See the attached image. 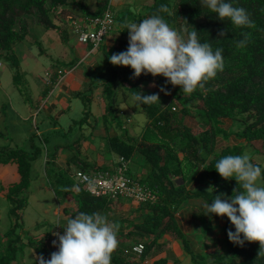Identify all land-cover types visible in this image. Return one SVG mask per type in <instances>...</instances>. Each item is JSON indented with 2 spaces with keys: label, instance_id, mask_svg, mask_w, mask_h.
Returning a JSON list of instances; mask_svg holds the SVG:
<instances>
[{
  "label": "trees",
  "instance_id": "obj_1",
  "mask_svg": "<svg viewBox=\"0 0 264 264\" xmlns=\"http://www.w3.org/2000/svg\"><path fill=\"white\" fill-rule=\"evenodd\" d=\"M135 3L136 0L123 2L120 13L115 10V6H119L115 0H96L95 9L82 4L80 0H0V57L19 68L20 58L16 47L28 39L30 34L28 16L34 19L32 22L36 25L59 29L52 16L56 14L65 19L72 14L70 7L73 5L83 9L81 16L100 15L110 5L116 23L118 22V34L113 38L114 44L104 49L100 45L104 55L99 61L98 72L94 71L88 85L73 95L82 100L85 117H88L93 110L96 90H101L105 112L100 116L105 131L115 130L114 134L106 137L110 144L107 157L110 158L104 165L87 157L82 158V155H78L73 161L77 166L76 171L95 174L108 170L114 172L115 168L121 165L119 159L123 156L129 161L131 175L158 194L157 200L140 202L136 207V212H140V219L134 220L131 215H125L129 228L125 230L119 225L116 230L119 244L112 253L111 264H181L182 259L172 250V255L166 250L165 255L159 254L150 262L144 263L154 248H160L170 242L173 233L177 235L176 238L184 251L191 256L193 264H264V251H260L258 241H245L240 245L228 239L227 230L232 228L234 231V226L227 217L213 214L210 219L205 215V230L189 234L182 229L176 215L193 198L210 202L219 193L231 196L233 190L239 187L235 179L225 180L216 172L214 167L219 158L241 154L248 151V147H251V158L264 156V0H236L234 6L243 7L252 21L250 26L245 27L233 26L227 20H220L215 13H208L207 9L202 8L200 0H145L138 10L135 9ZM151 15H160L182 34L195 28L199 32L200 40L210 43L213 51L217 48L223 49V69L218 71L214 78L204 82L202 88L198 87L187 95L180 93L179 86L166 84V78L163 76L153 77L151 74L142 73L139 77H133L130 67L111 64L109 56L126 50L128 46L125 26ZM222 31L223 36L220 35ZM244 34H247L246 43L241 46L238 41ZM70 37L71 35L64 34L62 42H66ZM37 42L44 47L42 51L45 54L55 57V53L49 52L52 51L51 46H43L39 39L35 40V43ZM80 44L87 46L88 50L93 49V44ZM55 58L57 61L53 67L72 68L81 56L69 61ZM42 81L44 83L43 78ZM149 82L156 83L159 90L163 86L166 89L165 95H172V98L167 103L159 99L138 112L137 108H134L135 114H145L147 124L145 123L140 140L131 136L124 137L123 134L129 133L125 123L130 113L128 114L122 105H129L128 97L131 94H139V91L142 94H151L142 87L143 83ZM46 87L43 90L45 94L52 90V85ZM175 99L182 104L179 112L176 111L179 107ZM100 116L95 119L98 121ZM188 116H194L205 129L195 133L192 126L185 122ZM223 118H230L232 125H222ZM96 125L97 122L92 124L93 130ZM233 135L242 141L220 148V140H230ZM59 146L61 145L55 144L47 163L51 162L53 166L52 175L56 180L57 197L64 200L70 195L77 202V209L69 218L81 211L100 212L109 221L116 217L115 215L122 216L114 211L112 203L125 198L114 200L109 195H93L83 185L78 186L72 172L67 173L63 168H55L59 166L55 160ZM39 153L40 148H34L30 152L22 147L12 149L9 159L15 160L13 161L19 176L7 187H1L10 202L8 213L12 224L5 231L6 238L0 242V264H26L18 259L19 248L27 243H24L22 234L17 230L22 226L19 221L20 210L26 204V198L22 195L31 181L30 160L36 158ZM114 153L117 154V159L114 158ZM137 157L141 165L140 170L146 169L141 177L130 170L131 160ZM253 163L264 169L261 161ZM215 219L224 222L225 241L221 242L213 233ZM117 221L114 223L117 224ZM27 238L28 243L41 253L44 259L50 258L52 251L47 252L41 241L29 234ZM207 238H210V243ZM137 241H142L145 246L140 255L132 251ZM205 247H214V250L207 252ZM215 247H218V250Z\"/></svg>",
  "mask_w": 264,
  "mask_h": 264
},
{
  "label": "rangeland",
  "instance_id": "obj_2",
  "mask_svg": "<svg viewBox=\"0 0 264 264\" xmlns=\"http://www.w3.org/2000/svg\"><path fill=\"white\" fill-rule=\"evenodd\" d=\"M118 2V0H115ZM145 0H136L135 9H140L142 2ZM82 4H87L89 8H96V0H80ZM140 4V5H139ZM70 13L77 17L81 16L83 9L78 5H73ZM116 12H122L120 6H115ZM55 21L59 25V29H47L41 25H36L32 21L34 20L31 16H28L29 24H30V34L27 36L24 42H28V45L32 47L31 57L27 58L28 62L22 61V65L17 67H7L5 70L0 71V86L5 90V92L0 88V107L5 104L4 112L5 116L9 119L10 113L12 114V108L15 109L18 114H23V117L20 119V126L17 128H11L5 121H2L3 125H1L0 130V242L4 240L6 237L5 231L8 230L9 226L12 224V219L8 213L9 210V200L1 190V187H7L12 180L18 178V171L16 170V163L13 160H10V155L12 154V149H17L18 147H22L27 149L29 152L34 150V148H40V153L36 158H32L31 162V181L28 188L24 191L23 195L26 198V204L23 209L20 210V219L22 222V226L18 228V233L22 234V239L25 244L23 247L19 248V260L22 263L26 264H38V258L43 257L41 253L31 246L28 243L27 234L42 242L43 247L47 252H54L57 247L53 245L52 238L54 237V233L58 230V233H63V226L66 224L67 220L71 216V213L77 209V202L70 195L69 197L61 200L57 197L56 194L57 185L54 176L52 175V163H47V159L49 154L55 148V144L65 143L68 146L61 145L58 148V151L63 154H69L74 156L67 162V160L62 156H60V161H58V167L55 168H63V171L69 173L72 172V177L78 183V186L81 187V183L78 178L74 176L76 172V163L73 160L79 155L82 158H88L97 163L104 162L103 159L107 158V153L110 149V144L108 143V138H106L109 134H114L115 130L110 129V132H106L103 124V120L100 115L105 112V103L101 94V90H96L94 106L91 115L85 117V112L83 111L84 103L80 98L72 97L71 106L67 108L64 112V115L60 119H54L52 117H48L45 120H42V115L40 110L48 105V100L52 96H58L59 90L58 87H55L52 92H47L44 95L43 89L47 88L44 83H41L43 78V73L46 68H52L57 61V54L55 57L50 54L47 55L42 51L44 47H41L39 42L35 43L36 39H39L43 46H51L54 47L56 44H52L51 39L54 41L55 39H59L62 41L64 34L71 35L72 31L69 27V21L67 17L65 19H61L56 14L52 16ZM118 22L115 24V28L108 34L107 38L113 39L118 34ZM50 41L51 43H49ZM64 42V41H63ZM73 42L78 43L77 37L74 35L70 37L65 43L66 45V53L71 55V49L73 48ZM63 43V44H64ZM54 50L52 49V52ZM50 52V51H49ZM58 53V52H57ZM103 51L98 53L97 57L100 60L103 58ZM61 55V54H60ZM65 55V54H63ZM74 55V54H72ZM83 55H87L85 52ZM54 58H53V57ZM22 57V55H21ZM63 57V56H61ZM67 57L66 59H69ZM86 59H80L78 64L85 68ZM52 59H56L52 61ZM65 61V60H64ZM67 69L72 70L71 67H66ZM66 78V76H65ZM38 85H36V84ZM63 83V82H62ZM61 83V84H62ZM154 84V86H153ZM61 86V85H60ZM59 86V87H60ZM142 87L147 90L149 93H158L159 99H163L166 103L172 98V95H165L164 91H160L159 87L154 82L143 83ZM19 88V89H18ZM180 90V89H179ZM41 94L39 98L40 103L37 102V97ZM180 93L181 90H180ZM183 94V93H182ZM188 95V94H187ZM26 96H29L30 99L27 102ZM42 96L44 99L42 100ZM33 100L31 102L30 100ZM54 99V98H53ZM176 105L179 107L178 110L182 108V104L178 100H174ZM31 102V103H30ZM38 103V104H37ZM36 104L38 105L37 107ZM26 105V106H25ZM28 106V110L26 107ZM36 108V114L41 115H32V108ZM122 107L129 114V119L125 123L128 127L129 133L123 134L124 137L131 136L136 138L137 140L141 139L142 132L140 134H136L135 127L137 124V119L139 115L145 116L143 113H136L133 111L135 106H127L123 104ZM29 114L30 117L26 118L25 116ZM120 115L124 116V113H120ZM100 116V119L97 121L95 117ZM96 128L93 130L92 124L96 123ZM222 125L225 127H230L232 125V120L230 118H223ZM185 122L192 126L193 131L195 133H200L203 131L204 126L195 119L194 116H188ZM149 123V121H148ZM147 124V122H146ZM145 124V125H146ZM144 125V127H145ZM5 126L6 128H3ZM143 127V128H144ZM235 128V126H234ZM236 129V128H235ZM144 129H142L143 131ZM93 131V133H92ZM121 129L119 133H121ZM242 140L237 139L234 135L230 140L222 139L219 142L220 148L223 145L232 144L235 142H240ZM251 147H248V151H250ZM221 150V149H219ZM32 154V152H31ZM182 156V154H180ZM114 158L117 159V154L114 153ZM28 159V158H27ZM253 162H262L264 165V156L252 157ZM29 160V159H28ZM112 162V160H110ZM111 164V163H109ZM141 165L139 164V158H134L130 162V170L131 172H135V175L141 177L145 174L146 169H141ZM178 178V177H176ZM175 178V179H176ZM181 181V180H180ZM189 187V186H188ZM196 201H202L201 199H196ZM139 203L134 200H118L113 201L112 207L115 212L122 214L116 217L109 222H112L115 225L116 230L119 228V225L123 229H128V218L125 215H131L134 217V220L140 217V212H136V207ZM196 207V204L192 207V210ZM196 217H192L189 221H186L183 225L185 231L192 229L194 224L196 223V227L202 228L201 231L205 230V224H207L205 215L202 213L193 210ZM200 212L203 209H199ZM193 213V212H191ZM114 215V214H113ZM178 218H180V213L176 214ZM193 215V214H192ZM116 218V219H114ZM119 218H121L119 220ZM119 220V221H117ZM15 221V220H14ZM117 221V224L114 222ZM59 224V225H57ZM214 225V235L219 238V240L225 241L226 237L223 234L222 227L224 225L223 221L213 220ZM200 230V229H199ZM198 231V230H197ZM177 235L173 233L170 238V242L165 244L160 248H154L144 261L147 263L149 259L152 260L153 257H157L159 254L165 255V251L169 249H177V254L179 258L182 259L181 264H193L191 260V256L188 255L181 247L179 241L177 240ZM207 242L210 243V238H207ZM212 242V241H211ZM220 242V243H221ZM206 248V247H205ZM204 249V248H203ZM218 250V247H215ZM214 250V247L206 248L207 252H211ZM171 264V263H169Z\"/></svg>",
  "mask_w": 264,
  "mask_h": 264
},
{
  "label": "clouds",
  "instance_id": "obj_3",
  "mask_svg": "<svg viewBox=\"0 0 264 264\" xmlns=\"http://www.w3.org/2000/svg\"><path fill=\"white\" fill-rule=\"evenodd\" d=\"M200 4L208 13H215L220 20H227L233 26L252 24L247 11L234 6L236 0H200ZM125 27L128 46L124 51L111 54L109 61L113 65L130 67L133 77L142 73L153 77L160 75L166 78V84L179 86L183 94H190L223 69V49L213 51L210 43L200 40L195 28L182 34L160 15L130 22ZM246 38L244 34L239 45H244ZM160 91L166 89L161 86ZM157 101L158 93L139 91L128 97L129 105L135 106L137 112ZM145 123L146 117L139 115L136 134L142 132ZM214 169L225 180L235 179L239 187L231 196L219 193L210 202L198 201L193 210L210 219L213 214L227 217L234 226V231L227 230L231 242L243 245L245 241H258L260 251H264V169L252 162L249 151L222 156ZM54 235L58 244L57 240L52 243L58 250L52 252L49 259L39 257L38 264H111L112 253L119 244L115 225L100 212H78L67 220L62 234Z\"/></svg>",
  "mask_w": 264,
  "mask_h": 264
},
{
  "label": "built area",
  "instance_id": "obj_4",
  "mask_svg": "<svg viewBox=\"0 0 264 264\" xmlns=\"http://www.w3.org/2000/svg\"><path fill=\"white\" fill-rule=\"evenodd\" d=\"M68 21L72 34L77 37L79 43L93 44V50L100 47L116 24L115 15L110 5L100 15H82L79 17L69 15ZM1 67L2 61L0 60V69ZM69 70L66 67L46 68L43 80L45 84L52 85L50 92L61 85ZM173 109L175 110L176 107L173 106ZM119 160L121 165L115 168L114 172L108 170L90 174L78 170L74 173V176L78 178L88 192L96 196L109 195L114 200L125 198L138 203L157 200L158 194L152 188L142 184L131 175L129 161L123 156ZM56 233H58V230ZM53 236L52 242L57 240V236ZM144 248V243L137 241L133 245L132 251L140 255L143 253Z\"/></svg>",
  "mask_w": 264,
  "mask_h": 264
},
{
  "label": "crops",
  "instance_id": "obj_5",
  "mask_svg": "<svg viewBox=\"0 0 264 264\" xmlns=\"http://www.w3.org/2000/svg\"><path fill=\"white\" fill-rule=\"evenodd\" d=\"M128 1H130V0H118V2L115 1V3H117L119 6H121L123 2H128ZM48 42L49 43L54 42L52 44H56L54 47H52V49L54 50L53 53L57 54V57H59L62 60L69 61L75 57H80V56H81V59H86V57H89V58L85 62V66H84L85 68L81 67L77 62L75 64V66L72 68V70L68 71L66 78L64 79L63 83L61 84L60 87L58 86V89H57V90H59L58 96L50 97V99L48 100V105H46L44 108H42V110H40L41 114L44 113L42 115V118H41L42 120H45L48 117H52L54 119H60L62 117V115H64L65 110L71 106V101L73 100L72 99L73 95L76 94V92H78L79 90L84 89L88 85L94 71L98 72L99 59H98L97 55H98V53H100V51H102V49L100 50V48L95 49V50H93V49L88 50L87 46H84V45L80 44L79 42L77 44H76V42H73L74 46L71 49V55H70V54L66 53L65 43L63 44V42L59 41L58 38L55 39L54 41L51 39V42L50 41H48ZM113 44H114L113 39L106 38V40L101 45L103 46L102 48L104 49V47L106 48V47L112 46ZM31 51H32V47L28 45V42H22V44H20L16 47L17 55L20 58L19 67L22 65V61H25L26 63L28 62L27 58L29 56L30 57L32 56ZM51 52L52 51H50V53ZM85 52L87 53V55H83ZM63 54H65V55H63ZM72 54H74V55H72ZM21 55H22V57H21ZM61 56H63V57H61ZM70 56H71V58L66 59L67 57H70ZM0 60L2 61V67H1L0 71L5 70L7 67H15L9 61H7L1 57H0ZM41 83H43L42 80H41ZM36 85H38V84H36ZM0 88H1V86H0ZM1 89L3 90V88H1ZM43 90H45V88ZM3 91L5 92V90H3ZM44 95H45V92H44ZM40 97H41V94L39 93V96L37 97V102H39V103H40V100H39ZM25 98H26L27 102L30 99L29 96H26ZM41 99L43 100L44 96H42ZM30 101L32 102L33 100L31 99ZM33 103H34V101H33ZM37 104L34 107L38 108ZM4 107H5V104L2 107H0V130H1V125H3L2 121H5V123H4L5 126H6V123L8 122V125L11 128L15 129V128L19 127L21 125L20 119H21V117H23V114L19 115L18 112L12 108L13 113L12 114L10 113V116L8 119L5 116V114H3ZM34 107L32 108V112L30 113L33 116L36 114V108H34ZM26 109L28 110V106L26 107ZM41 114L39 113L36 115L38 116ZM25 117L28 118L30 116H29V114H27ZM5 126H3V128H6ZM58 144L65 145V143H58ZM61 154L68 162L69 157L71 155L63 154V153L58 151V153L56 155V159H55L57 161V163H58V161H60ZM103 161H104L102 163L103 165L109 162V161L107 162V158L106 159L104 158ZM98 164H100V163H98ZM123 200L127 201L129 199H123ZM129 201H132V200H129ZM196 202H198V201H196L195 198L191 199L190 203H188L187 206L182 211H180V215H179L180 218H178V219H179V222H180L183 230H184L183 225L185 224V222L189 221V219H191L192 217H196V215H195L196 212L194 213V211L192 210V207L196 204ZM191 212H193V213H191ZM199 229L196 227V223H195L194 226L192 227V229H189L188 231H185V230L184 231L186 233H189V234L192 233L193 234L197 230H199V231L202 230L201 227H199ZM222 231H223V227H222ZM171 250L175 253L176 256H178L176 248H174V249L168 248L167 249V251H169V252ZM167 251L165 252V254L167 253ZM170 254H171V252H170ZM150 261H151V259H149L147 262H150Z\"/></svg>",
  "mask_w": 264,
  "mask_h": 264
}]
</instances>
